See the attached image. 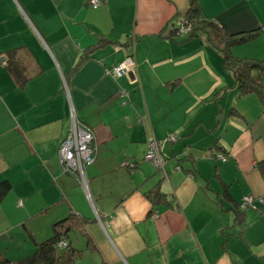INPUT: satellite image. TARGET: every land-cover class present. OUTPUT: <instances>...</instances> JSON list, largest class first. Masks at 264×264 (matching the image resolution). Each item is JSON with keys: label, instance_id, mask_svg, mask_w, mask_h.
Wrapping results in <instances>:
<instances>
[{"label": "crops", "instance_id": "1", "mask_svg": "<svg viewBox=\"0 0 264 264\" xmlns=\"http://www.w3.org/2000/svg\"><path fill=\"white\" fill-rule=\"evenodd\" d=\"M87 1L0 0V183L11 184L0 200L2 253L31 256V236L49 239L76 213L90 220L96 249L74 234L84 252L72 264H264V73L263 99L241 96L219 52L173 36L190 0H102L95 10ZM197 3L229 35L263 33L264 0ZM12 51L30 77L22 85L7 68ZM232 54L264 61V34ZM127 57L134 72L107 74ZM73 114L97 153L88 191L59 158ZM152 140L163 143L166 177L144 160ZM157 185L168 202L148 200ZM250 195L237 223L234 208Z\"/></svg>", "mask_w": 264, "mask_h": 264}, {"label": "trees", "instance_id": "2", "mask_svg": "<svg viewBox=\"0 0 264 264\" xmlns=\"http://www.w3.org/2000/svg\"><path fill=\"white\" fill-rule=\"evenodd\" d=\"M182 20L186 26L190 27L189 32L184 36L187 40H203L209 45V47L221 54L223 59V68L225 71L233 74L239 86L241 96L256 94L263 99L262 74L264 73V61L252 58H237L232 54V48L234 46L250 43L260 34H263L262 30L229 35L225 33L217 24L204 18L197 0H190L189 11ZM173 31H176L173 33V36L178 37L183 35L179 34L176 28H174ZM103 42L105 41H101L100 43ZM98 46L99 45L92 47V50H97ZM92 50L91 52H93ZM7 68L15 80L21 85L30 78L26 74L20 60H18L16 51L10 52V59ZM219 155H224L227 159V156L224 153H218L217 158H219ZM164 159L167 163L166 172L168 176L167 165L169 160L165 157ZM129 164V169L134 170L136 168L135 163L129 162ZM177 167L181 170V166L179 164L175 167V169ZM190 176L192 175L190 174ZM10 190L11 184L9 182L5 181L0 183V200H2ZM223 193L225 198L231 200L227 187L224 188ZM146 196L154 205H159L162 202L169 201L167 194L161 190L160 185H157L149 190L146 193ZM241 203L239 206H235L234 208L237 223L243 222L244 211L250 209H241ZM89 221L90 220L88 219L79 217L76 213H71L67 218L54 224L52 236L49 239L43 242H37L30 235L35 246L34 254L17 262H11L0 250V264H72L83 256L84 251L78 249L76 246H73L71 236L79 233L87 237V234L84 232V228ZM63 240L67 242V247L65 249H59L58 244ZM87 249L91 251L96 249L89 237H87Z\"/></svg>", "mask_w": 264, "mask_h": 264}, {"label": "built area", "instance_id": "3", "mask_svg": "<svg viewBox=\"0 0 264 264\" xmlns=\"http://www.w3.org/2000/svg\"><path fill=\"white\" fill-rule=\"evenodd\" d=\"M88 5L92 9H98L102 0H88ZM177 29L179 34H186L189 32L190 27L186 26L184 21L182 20L178 27H173ZM263 34H264V27ZM133 48V49H132ZM127 52H131L134 50V47H128ZM136 69V63L132 57L125 58L121 63L115 65L107 71V74L114 78H122L128 73L134 72ZM119 95H128L125 91H121ZM93 134L91 129L82 123L81 121L75 118L73 114V126L63 141L60 149H59V158L62 163L63 171L66 174L74 176L80 185L88 191V178H87V170L88 168L95 162L96 160V148L93 144ZM176 136H170L166 139V142H176ZM162 141L152 140L148 142V150L145 154V161L151 163L157 172L163 174V176H167L166 172V161L161 152ZM219 158L224 162L226 161V157L224 155H219ZM129 166L130 164L127 163ZM132 167V166H130ZM179 170V167L176 168ZM254 207V197L246 196L243 198L241 203V209L247 210L248 208ZM158 212L153 213V218H158ZM67 247L66 241H61L58 244L59 249H65Z\"/></svg>", "mask_w": 264, "mask_h": 264}, {"label": "rangeland", "instance_id": "4", "mask_svg": "<svg viewBox=\"0 0 264 264\" xmlns=\"http://www.w3.org/2000/svg\"><path fill=\"white\" fill-rule=\"evenodd\" d=\"M76 237L74 236V234L71 236V241L74 242V244L76 245V241L74 240Z\"/></svg>", "mask_w": 264, "mask_h": 264}]
</instances>
